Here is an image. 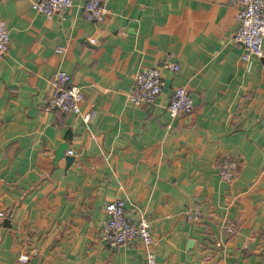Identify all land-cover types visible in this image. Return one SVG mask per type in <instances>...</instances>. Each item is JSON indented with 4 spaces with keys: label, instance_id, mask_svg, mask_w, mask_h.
<instances>
[{
    "label": "crops",
    "instance_id": "crops-1",
    "mask_svg": "<svg viewBox=\"0 0 264 264\" xmlns=\"http://www.w3.org/2000/svg\"><path fill=\"white\" fill-rule=\"evenodd\" d=\"M32 1L0 0L11 36L0 59V264H146L140 239L101 241L116 197L133 221L144 211L158 264H264V54L242 57L241 6L103 0L96 23L86 0L51 18ZM170 61L179 68L163 71L153 103L129 98L141 67ZM58 69L82 87L81 113L54 105ZM179 85L194 108L174 116ZM229 158L240 163L230 183L218 175Z\"/></svg>",
    "mask_w": 264,
    "mask_h": 264
},
{
    "label": "built area",
    "instance_id": "built-area-1",
    "mask_svg": "<svg viewBox=\"0 0 264 264\" xmlns=\"http://www.w3.org/2000/svg\"><path fill=\"white\" fill-rule=\"evenodd\" d=\"M241 6L237 14L238 27L234 32V40L241 42L245 47L243 59L248 60L251 55L263 56L264 44V0H230ZM73 5V0H33L32 7L47 18L55 14L63 15ZM84 16L87 20L96 23L107 19L109 9L103 0H86ZM11 36L7 21L0 17V59L4 58L10 48ZM65 47L59 45L57 52H63ZM179 64L176 61L164 62L158 65L141 67L135 74L129 98L137 104L153 103L162 90V73L164 70L177 71ZM55 106L65 112L81 113L84 101V92L80 85L73 82L71 74L63 69L56 70L52 75ZM168 108L172 115L188 114L194 108L192 92L185 85L176 86L173 90ZM85 120L89 115L84 116ZM72 153V150H68ZM240 163L235 158L225 159L219 165L218 175L221 180L232 182L238 174ZM140 209V208H139ZM141 211L138 221H133L127 214L126 201L123 197L110 200L105 207L106 218L101 228V241L109 246L134 245L140 239L146 257V264H158L153 248V236L150 230V221ZM187 217L197 220L201 217L198 208L189 209ZM5 211L0 209V218Z\"/></svg>",
    "mask_w": 264,
    "mask_h": 264
},
{
    "label": "water",
    "instance_id": "water-1",
    "mask_svg": "<svg viewBox=\"0 0 264 264\" xmlns=\"http://www.w3.org/2000/svg\"><path fill=\"white\" fill-rule=\"evenodd\" d=\"M62 154H63V149H62V147H60L58 152H57V157H60ZM72 160H73V155L66 154L67 163L69 164Z\"/></svg>",
    "mask_w": 264,
    "mask_h": 264
}]
</instances>
